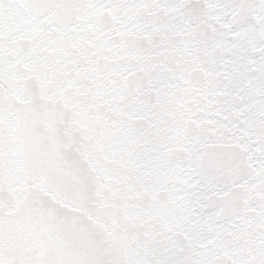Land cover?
Instances as JSON below:
<instances>
[{
  "label": "snow or ice",
  "instance_id": "snow-or-ice-1",
  "mask_svg": "<svg viewBox=\"0 0 264 264\" xmlns=\"http://www.w3.org/2000/svg\"><path fill=\"white\" fill-rule=\"evenodd\" d=\"M0 264H264V0H0Z\"/></svg>",
  "mask_w": 264,
  "mask_h": 264
}]
</instances>
